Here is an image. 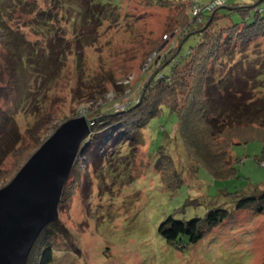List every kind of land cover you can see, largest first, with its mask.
Segmentation results:
<instances>
[{
  "label": "rangeland",
  "instance_id": "374dc122",
  "mask_svg": "<svg viewBox=\"0 0 264 264\" xmlns=\"http://www.w3.org/2000/svg\"><path fill=\"white\" fill-rule=\"evenodd\" d=\"M82 1L0 0V18L8 29L0 30V118L11 117L8 134L19 141L0 167V190L64 123L82 116L101 123L107 114L139 107L159 75L160 53L165 56L162 50L178 38L164 35L178 23L182 2L206 9L217 0H168L173 8L152 0H111L120 18L106 22L96 40L83 39L95 32L80 29L76 9L69 6ZM224 1L226 7L218 11L222 27L253 22V10L244 17L232 8L257 4L264 18V0ZM8 32L26 41L22 54L9 47ZM52 39H58L54 51ZM199 40L189 38L182 53ZM259 48L264 51V42ZM177 126V118L166 114L125 140L117 138V126L92 129L59 208V221L72 240L57 239L52 264H264V216L235 210L236 197L264 193V142L233 146L238 176L215 179L189 158L175 138ZM256 129L264 137V127ZM172 176L173 185L164 180ZM215 208L229 210L231 217L196 245L183 237L181 250L159 233L167 218L204 219Z\"/></svg>",
  "mask_w": 264,
  "mask_h": 264
},
{
  "label": "trees",
  "instance_id": "16d2710c",
  "mask_svg": "<svg viewBox=\"0 0 264 264\" xmlns=\"http://www.w3.org/2000/svg\"><path fill=\"white\" fill-rule=\"evenodd\" d=\"M152 1L154 5L163 8L172 6V2L168 0ZM221 1V5L213 3L203 9L202 22L194 16L196 3L182 2L178 8L181 13L178 23L174 22L164 36L170 37L179 30L181 33L178 32L175 36L178 37L177 40L166 47L167 50H162L165 56L160 57V53L156 61L159 75L148 85L142 104L127 112L105 115L102 122L93 127V133L117 126L115 134L120 133L117 138L122 136L125 140V136L129 137L140 129L147 128L151 120L166 114L173 115L178 123L175 138L181 139L197 168L203 167L215 179L238 176L232 147L257 139L264 142V137L256 129L264 127V98L259 97L264 92V51L259 48L260 43L264 42V18L257 4L232 8L231 11L239 12L244 17L253 10V22L222 27L218 11L226 5L224 0ZM82 2L81 6L71 3L69 6L76 9L77 26L80 29L92 28L95 32L83 36L84 40H96L98 30L106 22L120 18L117 6L111 0ZM209 6L213 8L209 10ZM188 13H191L192 18ZM45 23L50 24L49 21ZM36 24L39 25V21ZM2 29L8 31L7 24L0 18V30ZM7 35L9 47L18 55L22 54L26 41L10 32ZM196 35L200 38L199 43L182 53L186 41ZM51 44L52 51L58 45V39H52ZM158 49H154L150 55ZM13 125L11 117L0 118V134L4 135L0 139V167L19 142L11 132L8 134ZM111 143L113 142L109 141V145ZM133 148L132 146L131 149ZM164 151V148L159 150L156 167L161 164L160 158ZM262 163L264 166V162ZM173 176L170 180H164L173 185L170 182L173 181ZM236 198V211L248 210L264 216V193ZM65 200L66 192L60 207ZM230 217L231 212L225 208L210 210L204 219L179 221L170 217L160 225L159 233L168 244L182 250L183 237L188 238L189 244L196 245ZM59 237L72 240L58 218L44 228L33 246L27 264H52ZM75 253L77 254L76 251Z\"/></svg>",
  "mask_w": 264,
  "mask_h": 264
},
{
  "label": "water",
  "instance_id": "95a60500",
  "mask_svg": "<svg viewBox=\"0 0 264 264\" xmlns=\"http://www.w3.org/2000/svg\"><path fill=\"white\" fill-rule=\"evenodd\" d=\"M98 120L64 123L0 190V264H27L45 227L59 218L66 183Z\"/></svg>",
  "mask_w": 264,
  "mask_h": 264
},
{
  "label": "built area",
  "instance_id": "2783aa9c",
  "mask_svg": "<svg viewBox=\"0 0 264 264\" xmlns=\"http://www.w3.org/2000/svg\"><path fill=\"white\" fill-rule=\"evenodd\" d=\"M222 3L223 2L221 0H217L215 2V5H221ZM208 8H209V10H211L213 8V6H209ZM203 11L204 10L202 8H200L199 6H196L194 9V16L198 19L199 22H202V12ZM177 34H179L178 31H176L171 37H167V38L173 39ZM149 68H150V63L147 64L146 70L148 71ZM146 70H145V72H147Z\"/></svg>",
  "mask_w": 264,
  "mask_h": 264
}]
</instances>
